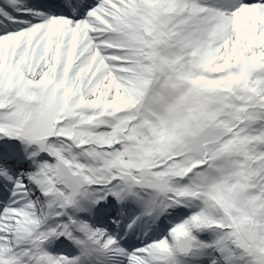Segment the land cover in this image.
<instances>
[{"label": "snow or ice", "instance_id": "1", "mask_svg": "<svg viewBox=\"0 0 264 264\" xmlns=\"http://www.w3.org/2000/svg\"><path fill=\"white\" fill-rule=\"evenodd\" d=\"M0 264H264V0H0Z\"/></svg>", "mask_w": 264, "mask_h": 264}]
</instances>
